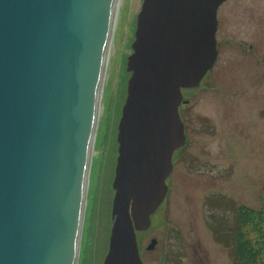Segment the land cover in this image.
I'll return each mask as SVG.
<instances>
[{
  "label": "water",
  "instance_id": "95a60500",
  "mask_svg": "<svg viewBox=\"0 0 264 264\" xmlns=\"http://www.w3.org/2000/svg\"><path fill=\"white\" fill-rule=\"evenodd\" d=\"M225 1H143L104 264H143L137 233L167 196L186 144L183 90L198 88L216 62ZM114 2L0 0V264L79 262Z\"/></svg>",
  "mask_w": 264,
  "mask_h": 264
},
{
  "label": "rangeland",
  "instance_id": "374dc122",
  "mask_svg": "<svg viewBox=\"0 0 264 264\" xmlns=\"http://www.w3.org/2000/svg\"><path fill=\"white\" fill-rule=\"evenodd\" d=\"M143 1L118 0V21L101 98L78 264H104L109 253L117 136L131 77L127 64ZM232 12V30L227 28L230 22H225L220 40L228 41L235 35L247 40L255 31L254 21L264 14V0H229L222 7L221 16ZM220 45L221 57L228 60L231 49ZM214 73L209 75L210 80ZM224 75L219 78L223 88L214 90L209 80L202 84V90L189 91L193 110L208 117L207 125L214 126V132H206L213 139L205 142L207 154L201 155L204 164H195L192 169V164L185 166L183 171H188L183 182L178 172L177 186L172 188L161 213L153 216L142 254L146 264H240L233 249L237 211L244 207L258 212L264 205V96L256 95L260 94L256 89L245 92V86L234 91L231 71ZM194 142V149L199 151L204 141L194 138ZM162 213L166 214L163 219ZM214 232L222 237L215 238ZM153 240L156 245L148 251Z\"/></svg>",
  "mask_w": 264,
  "mask_h": 264
},
{
  "label": "flooded vegetation",
  "instance_id": "af4514ba",
  "mask_svg": "<svg viewBox=\"0 0 264 264\" xmlns=\"http://www.w3.org/2000/svg\"><path fill=\"white\" fill-rule=\"evenodd\" d=\"M225 4H223V6ZM222 7L219 9L218 12L219 23H218V32H217V47H218L217 61L213 70L203 80L202 84L203 83L206 84L210 80L209 75H211L215 71L214 76L209 81V83H211V86H213L214 90H218V88H223L224 85L220 84L221 81L219 80V78H222L223 76H225L224 75L225 73L231 71V75L233 79L230 80L234 85V89H233L234 91H237L236 87L245 86V92L256 89L259 90L260 93L256 95L264 96V14L259 18V20L254 21L255 31H253V33H251L247 37L248 38L247 40L238 39L237 38L238 36L235 35V37H233L228 41L226 39L223 40L224 42H227L224 43L219 38L222 28L225 25V22L226 23L230 22V24L227 25V28H229L231 32L234 22H231L230 19L231 15H233V12L229 16H226L224 14L223 17L221 16ZM220 44H225L226 46H229V48L231 49V56H228V60L221 57ZM221 63H223V65L226 66L220 67ZM248 87L249 89H247ZM203 88H204L203 85H201V87L198 90L200 89L202 90ZM245 92L244 94H246ZM249 95L253 96L251 94ZM189 96H192L191 93H189V91L184 93V97H185L184 103L180 108V114L185 125L187 144L183 149L176 152L174 156V161H173L174 168L172 174L167 179L169 193L165 202L170 196L172 188L177 186L175 181L179 182V180L176 179V175L178 174V172L180 174L179 176L181 178V181L183 182L184 176L187 175V171H188V170L183 171L185 166H189V164H192L191 165V169H192L195 164L196 165L198 163H201L202 165L204 164L203 162L204 158L201 155L207 154L204 153L206 150L205 142L210 139L208 138L209 134L206 132H214L213 129L214 126L207 125L208 117H205L204 115L201 114H197L195 110H193L194 105L191 102V98ZM194 138L204 141L199 151H196L194 149L195 146ZM165 202L163 203V205L165 204ZM163 205L160 207V209L163 207ZM160 209L157 211V213H159ZM164 213H162V215L160 216L162 217V219L166 217V214ZM146 236L147 233L140 235V249L142 254H143L144 242ZM143 260H144V255H143Z\"/></svg>",
  "mask_w": 264,
  "mask_h": 264
},
{
  "label": "trees",
  "instance_id": "16d2710c",
  "mask_svg": "<svg viewBox=\"0 0 264 264\" xmlns=\"http://www.w3.org/2000/svg\"><path fill=\"white\" fill-rule=\"evenodd\" d=\"M237 214L235 256L240 264H264V205L258 212L242 207Z\"/></svg>",
  "mask_w": 264,
  "mask_h": 264
},
{
  "label": "bare ground",
  "instance_id": "6f19581e",
  "mask_svg": "<svg viewBox=\"0 0 264 264\" xmlns=\"http://www.w3.org/2000/svg\"><path fill=\"white\" fill-rule=\"evenodd\" d=\"M118 12H119L118 0H115V2H114V11H113V14H112L111 34H110V39H109V43H108L107 51H106V57H105V63H104V71H103V75L101 76V78H103L102 86H101V90H100L98 98H97L98 106H97V109H96L95 132H94L93 140L91 142V146H90V150H89V164H88V172H87V178H86V184H85V193H86V195L88 193V186H89V182H90L89 181V179H90L89 177H90V169H91V163H92V158H93V149H94V143H95L96 129H97V124H98V121L100 119L99 116H100L101 109H102V107H101V98H102V93H103V86H104V82L106 80L107 64H108V60H109V57L111 55V50H112V46H113V37H114V31H115V28H116V24H117V21H118V17H117L118 16ZM86 195H85L84 203H83V206H84L83 207V211L85 209V199L87 198ZM83 222H84V220L82 219V227H83ZM81 237H82V233H80L79 244H81ZM78 252H79V250H78Z\"/></svg>",
  "mask_w": 264,
  "mask_h": 264
}]
</instances>
